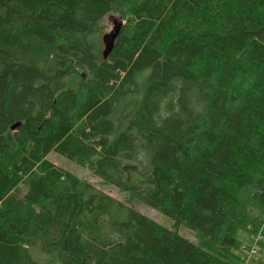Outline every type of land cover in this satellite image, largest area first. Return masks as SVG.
<instances>
[{
	"label": "trees",
	"instance_id": "trees-1",
	"mask_svg": "<svg viewBox=\"0 0 264 264\" xmlns=\"http://www.w3.org/2000/svg\"><path fill=\"white\" fill-rule=\"evenodd\" d=\"M263 216L264 0H0V264H238Z\"/></svg>",
	"mask_w": 264,
	"mask_h": 264
},
{
	"label": "rangeland",
	"instance_id": "rangeland-1",
	"mask_svg": "<svg viewBox=\"0 0 264 264\" xmlns=\"http://www.w3.org/2000/svg\"><path fill=\"white\" fill-rule=\"evenodd\" d=\"M113 21H118L122 25L124 24V21H122L118 16H116L114 14H108V15H105L97 25L98 31L94 34V38H96V41L100 44L101 47H102L101 37L103 34L111 31V29L113 27V24H112ZM47 158L52 163H54L56 166H59L65 170L71 172L72 174H74L75 176H77L80 179L86 180L87 182L92 184L96 189L103 191L104 193H106L110 197L115 198V199L120 200V201L124 200L123 194L119 193L114 187L103 184L97 177L93 176L87 169H85L83 167H79L76 164H73V163L67 161L65 158H63V157H61L55 153L48 154ZM131 206L135 210H137L138 212H140V213L144 214L145 216H147L148 218L152 219L153 221H155V222H157V223H159L165 227H168V228L172 227L171 219L159 214L156 210L151 209V208H149L143 204H140V203L132 204ZM263 221H264V216H263L262 222ZM254 232H256V230L253 231L252 234ZM178 233L180 235H182L183 237L188 238L191 241L194 240L193 234L191 232H189L184 227H180L178 229ZM243 242L245 244L240 246V253H244L246 248L250 244H252V242L247 240L246 238L243 239ZM256 245H257L258 250H257L256 255H254L255 259H252L249 264H264V238L262 239V241L258 242Z\"/></svg>",
	"mask_w": 264,
	"mask_h": 264
},
{
	"label": "built area",
	"instance_id": "built-area-1",
	"mask_svg": "<svg viewBox=\"0 0 264 264\" xmlns=\"http://www.w3.org/2000/svg\"><path fill=\"white\" fill-rule=\"evenodd\" d=\"M263 238H264V221L261 223L260 228L256 232L251 234L250 239L252 244H250L245 251L243 250L244 253H242L238 264H249L252 259H255L254 255H256L258 250L256 244L262 241Z\"/></svg>",
	"mask_w": 264,
	"mask_h": 264
},
{
	"label": "water",
	"instance_id": "water-1",
	"mask_svg": "<svg viewBox=\"0 0 264 264\" xmlns=\"http://www.w3.org/2000/svg\"><path fill=\"white\" fill-rule=\"evenodd\" d=\"M112 24L113 27L111 31L103 34L101 37V42L103 46L101 54L103 59H106L109 56L110 52L112 51L114 42L117 39L122 26V24L118 21H113ZM15 127L16 125L12 126L11 129H14Z\"/></svg>",
	"mask_w": 264,
	"mask_h": 264
}]
</instances>
